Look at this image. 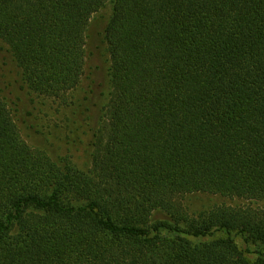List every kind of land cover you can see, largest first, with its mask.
I'll use <instances>...</instances> for the list:
<instances>
[{
  "label": "trees",
  "instance_id": "trees-1",
  "mask_svg": "<svg viewBox=\"0 0 264 264\" xmlns=\"http://www.w3.org/2000/svg\"><path fill=\"white\" fill-rule=\"evenodd\" d=\"M108 3L90 170L30 147L0 97V264H264V0H0L31 93L70 104ZM200 194L249 204L190 213Z\"/></svg>",
  "mask_w": 264,
  "mask_h": 264
},
{
  "label": "rangeland",
  "instance_id": "rangeland-1",
  "mask_svg": "<svg viewBox=\"0 0 264 264\" xmlns=\"http://www.w3.org/2000/svg\"><path fill=\"white\" fill-rule=\"evenodd\" d=\"M111 14L112 5L108 3L90 22L85 75L67 106L31 93L9 48L0 40V97L7 103L22 138L33 149L56 160L69 159L82 171L92 167L93 135L111 92L110 56L104 40ZM183 203L194 214L219 205L249 204L201 194L186 197ZM252 205L264 209V201ZM234 238L251 259L256 258L255 246L246 243L242 236Z\"/></svg>",
  "mask_w": 264,
  "mask_h": 264
}]
</instances>
